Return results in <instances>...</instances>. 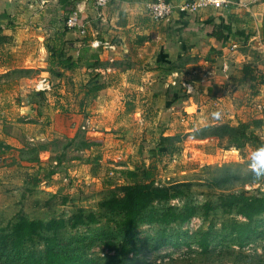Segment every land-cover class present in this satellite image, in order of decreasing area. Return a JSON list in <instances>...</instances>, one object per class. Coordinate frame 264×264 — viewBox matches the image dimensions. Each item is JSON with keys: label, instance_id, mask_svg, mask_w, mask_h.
Returning a JSON list of instances; mask_svg holds the SVG:
<instances>
[{"label": "crops", "instance_id": "0c3cea01", "mask_svg": "<svg viewBox=\"0 0 264 264\" xmlns=\"http://www.w3.org/2000/svg\"><path fill=\"white\" fill-rule=\"evenodd\" d=\"M150 1L96 6L94 0H0V33L6 37L0 42V166L24 143L83 133L86 145L63 170L84 183V190L105 191L130 183L124 170L159 168L170 157L159 153L170 146L165 139L203 126L250 123L254 113H264V0L248 7L229 0L195 13L177 9L188 0H167L175 7L158 22L147 12ZM72 9L88 22L84 36L65 27ZM96 40L112 47H95ZM50 48L64 49L76 66L51 64L61 73L52 75ZM246 64L252 79L242 71ZM204 72L208 80L201 84ZM98 74L99 89L86 94ZM41 76L50 78V91L34 90ZM184 82L192 83L190 93ZM259 131L263 139L264 128ZM256 145L246 148L256 153ZM44 150L38 157L49 165ZM63 172L47 182L66 180ZM12 178L0 175V183Z\"/></svg>", "mask_w": 264, "mask_h": 264}, {"label": "rangeland", "instance_id": "374dc122", "mask_svg": "<svg viewBox=\"0 0 264 264\" xmlns=\"http://www.w3.org/2000/svg\"><path fill=\"white\" fill-rule=\"evenodd\" d=\"M260 115L264 119V113L258 111L250 123L247 122L252 132L257 130V137L262 133L259 130L264 128ZM214 126L198 127L192 133H178L165 139L164 143L170 144L173 151L157 168L160 183L179 182V185L174 198L155 201L151 208L161 211L168 205L178 208L184 204L193 206L194 215L201 219L199 231L193 237L186 236L184 225L177 222L140 224L125 236L120 226L122 215L103 206L106 199L120 194L119 187L113 185L105 191H86L84 183H79L76 177L63 170L69 159L79 156V151L86 145L83 133L75 138H53L48 143H24L23 149L3 159L0 175L13 178L0 183V233L20 217L44 221L63 218L67 225L58 233L59 248L92 258L95 260L93 264H158L153 260L170 252V261L161 264H264V213L254 218V232L240 245L238 240H232L230 223L244 219L235 209L227 211L222 208L219 200L221 192L264 195V159H259L264 157V152L260 151L264 147L257 144L256 153L245 148L244 156H241L239 152L231 151L226 138L208 136L217 133L211 130ZM259 140L264 143V138ZM42 149L47 150L48 166L64 171L66 176V180L58 177L55 184L47 182L50 177L45 179L46 185H54V190L46 189L45 181L36 187L24 182V171L35 166L28 160L37 154L44 157L46 153L40 154ZM55 159H60L59 165H54ZM76 217L82 218L84 223L70 226ZM204 235L207 236V249L191 259H179L178 252L172 251V248H179L176 247L178 242L183 248L186 242L201 240ZM41 248L40 242H31L25 250L37 252ZM124 248H133L132 254H123Z\"/></svg>", "mask_w": 264, "mask_h": 264}, {"label": "trees", "instance_id": "16d2710c", "mask_svg": "<svg viewBox=\"0 0 264 264\" xmlns=\"http://www.w3.org/2000/svg\"><path fill=\"white\" fill-rule=\"evenodd\" d=\"M5 39L6 37L0 33V42L5 41ZM49 51L50 66L48 69L52 75L58 77L61 76V73L53 69L51 64H61L68 69L76 66L72 58L66 56L64 49L50 48ZM242 71L249 76V79H252L253 68L251 65H244ZM96 76L86 86V94L91 96L95 95L101 85L92 84ZM249 125L247 122H240L235 126L229 124L217 125L211 129L217 133L215 135L211 133L208 136L210 138H226L229 146L234 147L241 156H244V149L248 144H259L264 147V143L255 136L254 132H249ZM172 151L171 146H167L160 150L159 153L169 155ZM54 161V165H59L60 159H55ZM28 162L35 163V166H32L30 171H24V182L27 186L36 187L56 172L55 168L45 165L39 159L38 154L28 160ZM122 173L130 180V183L118 186L120 194L106 199L103 202V206L122 215L120 226L125 236L140 224L158 223L169 225L177 222L185 225L192 217H198L194 215V207L189 204H184L181 208L168 205L161 211L151 208L155 201H169L174 198L177 192V185H179V182L162 184L157 181L158 170L156 166L136 167L132 170H124ZM219 200L222 208L227 211L235 209L236 213L244 219L230 223V234L233 235L232 240L236 239L240 245H243L244 241L248 240L251 233L255 230L253 225L254 218L264 213V195H248L243 191L221 192ZM82 223H84V220L76 217V219L72 220L70 226L75 227L77 224ZM66 225L67 222L63 218H51L46 221L27 219L25 217L18 218L7 230L3 229L0 233V262H3V264H93L95 260L92 258H85L75 252H64L59 248L58 233ZM199 228L192 233L187 230L184 231L186 236L193 237L198 233ZM31 242H40L42 245L41 250L37 252L26 251L25 248ZM177 246L179 248H172V251L178 252L179 259H191L195 254L197 255L203 249H207V236H202L201 240L186 242L183 248L179 242ZM132 250L133 248H124L122 251L123 254H132ZM171 253L163 254L160 258L154 259L153 262L161 264L170 261Z\"/></svg>", "mask_w": 264, "mask_h": 264}, {"label": "built area", "instance_id": "2783aa9c", "mask_svg": "<svg viewBox=\"0 0 264 264\" xmlns=\"http://www.w3.org/2000/svg\"><path fill=\"white\" fill-rule=\"evenodd\" d=\"M108 1L109 0H94V3L96 6H104L108 3ZM254 1L256 0H237V3L240 6L248 7ZM227 3H229V0H188L177 5V9L182 13H195L196 11L207 7L219 9ZM174 7L175 6L167 0H152L147 3V12L152 20L158 22L166 19ZM65 27L68 30L76 31L79 35L84 36L87 32L88 22L80 16L77 9H72L65 19ZM92 45L95 47H99L100 45L112 47V45L108 42H101L98 40L94 41ZM207 75H209V72H204V74L200 77L199 83L205 84V82L208 80ZM182 87L187 93H190L193 89L191 82L182 83ZM51 88L52 86L49 78L46 76H41L34 82L35 91L48 92L51 90ZM200 224L201 221L198 217H192L191 220L183 226V228L189 233H192L194 230L199 228ZM157 262H159V260H157Z\"/></svg>", "mask_w": 264, "mask_h": 264}, {"label": "water", "instance_id": "95a60500", "mask_svg": "<svg viewBox=\"0 0 264 264\" xmlns=\"http://www.w3.org/2000/svg\"><path fill=\"white\" fill-rule=\"evenodd\" d=\"M248 52H249L250 54H253V53H254V51H253L251 48H248ZM258 55L260 56V53H259V52H258ZM102 79H103V76H102L101 74H98V75L94 78L92 84H93V85H99V84H101Z\"/></svg>", "mask_w": 264, "mask_h": 264}, {"label": "clouds", "instance_id": "9594fccd", "mask_svg": "<svg viewBox=\"0 0 264 264\" xmlns=\"http://www.w3.org/2000/svg\"><path fill=\"white\" fill-rule=\"evenodd\" d=\"M260 151L264 152V149H260ZM259 159H264V157H260Z\"/></svg>", "mask_w": 264, "mask_h": 264}]
</instances>
